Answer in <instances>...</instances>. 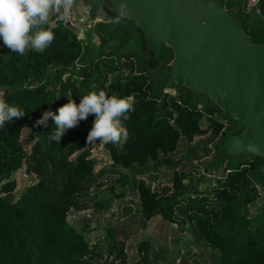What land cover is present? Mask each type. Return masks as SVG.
Returning a JSON list of instances; mask_svg holds the SVG:
<instances>
[{"label":"trees","instance_id":"trees-1","mask_svg":"<svg viewBox=\"0 0 264 264\" xmlns=\"http://www.w3.org/2000/svg\"><path fill=\"white\" fill-rule=\"evenodd\" d=\"M234 4L236 0L226 1L227 8ZM239 10L244 26L249 23L247 34L254 42H264L262 18H251L244 1ZM91 22L90 36L97 44L94 48L85 46L71 21L64 18L51 24L55 38L42 52L27 50L18 55L0 43L3 99L26 112L0 129V264H146L149 243L140 245V251H145L143 258L130 262L124 244L110 230L113 241L105 257L103 247L91 248L84 233L67 222L72 208H88L91 204L104 212L109 210L112 197L95 194L87 199L85 194L100 187L104 173L114 168H119V184L117 188L112 186L115 198L139 191L137 205L145 225L159 215L177 224L205 248L219 252L218 264H264V209L257 214L249 209L259 197L253 182L264 189L259 171L264 159L237 166L222 161L224 174H217L221 162L218 153L225 137L242 128H235V122L223 118L222 111L210 102L199 108V101H188L187 87L178 88L177 96L161 89L173 52L163 50L161 64L152 75L143 61L147 54L142 50L143 33L133 22L112 17H96ZM131 41L136 43L133 48ZM136 51L142 57H137ZM100 90L130 98L132 107L128 119L122 121L128 129V139L105 143L114 165L96 173L97 160L90 157L91 142L87 141L93 115L68 129L60 143L48 139L55 127L51 120L47 127L37 126L35 121L49 107L55 111L67 103L68 93L79 103L81 96ZM26 128L31 130L29 151L21 141ZM208 133L217 141L213 163L206 168V176L186 183L196 167L194 161L201 159L200 148L189 147L183 156L189 163H183V158L176 161L174 154L182 140L191 143L196 136ZM204 148L208 155L211 146ZM21 168L35 181L14 193V174ZM161 172L170 176L171 184L162 189L152 187V180ZM147 174L150 181L138 179ZM204 178L215 183L200 191Z\"/></svg>","mask_w":264,"mask_h":264},{"label":"water","instance_id":"water-1","mask_svg":"<svg viewBox=\"0 0 264 264\" xmlns=\"http://www.w3.org/2000/svg\"><path fill=\"white\" fill-rule=\"evenodd\" d=\"M77 1L88 7L91 19L103 14L133 22L143 33L149 68L161 64L164 49L172 50L161 89L187 87L190 95L206 96L229 120L243 124L225 137L219 159H264V42L253 41L227 0ZM261 6L264 25V0ZM259 171L264 180V162Z\"/></svg>","mask_w":264,"mask_h":264},{"label":"rangeland","instance_id":"rangeland-1","mask_svg":"<svg viewBox=\"0 0 264 264\" xmlns=\"http://www.w3.org/2000/svg\"><path fill=\"white\" fill-rule=\"evenodd\" d=\"M242 1L243 0H236V4L233 5V7L237 9V16L240 20L243 19L239 10V4ZM260 7L262 10V6ZM250 16L251 18L257 16L263 18V12L261 11V13L259 14L252 13L250 14ZM61 18L63 17H57L53 12L50 16V23L53 25L57 22L58 19ZM97 18L106 19L107 17L103 14H99ZM64 20L71 21V24L78 31V35L80 38H82L81 41L85 46L87 44H90L89 47L91 46L92 48L97 46V44L95 43V39L90 36L92 34V31H90V25L92 23L91 15L89 13L88 7L81 3V1L73 2V8L70 11L68 17L64 18ZM248 24L249 23H245V29L247 31H249ZM135 44L136 43H133L131 41L129 45L131 46V48H133ZM136 56L140 58L142 57V53L140 51H136ZM147 58L148 54H145L143 57V61H145ZM156 68H150L152 75H155V71L153 70H155ZM164 90L171 94H175L176 96L180 92L177 88H165ZM186 99L192 103H196L199 101L201 106H205L209 102L206 96H201L198 99L196 96L190 95L187 96ZM222 117L225 119L227 118L228 120V116L223 112ZM233 122H235V128H243L240 122ZM21 141L24 145V148L29 151L32 145L31 130L29 128L23 130ZM216 143L217 141H213L209 133L200 137L196 136L191 143L185 140L181 141L177 152L174 154L175 156H177L175 157L176 161L183 158L184 154L188 152L190 146H198L200 148L199 156L201 157V159L198 160L197 164L195 163L196 167L193 168V171L191 169L192 176L191 178L189 177L188 179H186V183L191 179L193 180V178L195 177L206 176V174H208L206 168H210L211 164L213 163V158L216 154V150H214L213 147H215ZM205 146H211V148L213 149V151L211 149V152H208V155H206V151L204 148ZM89 148L91 149L92 156L96 157L101 162V164L97 165L96 173H98V171L103 168L105 171L109 170L110 168L103 166L107 163V149L105 147V143L101 142L100 140H96L90 143ZM186 160L187 159L183 158V163H189V161ZM222 161L226 162V164L230 166H237L240 163L235 156L230 158L229 160H221L219 164L220 171L217 172V174L219 175L224 174L223 171L225 165L222 163ZM180 168H182V166H180L179 169ZM118 169L119 168H114L113 170H110V173H104V177L99 181L101 186L95 189L96 193L100 195L102 194V196L105 198L112 197V201L115 199L114 194L116 195V193L115 191H113L112 186L114 185L115 188H117L119 184L116 183L119 177ZM128 176H131V172H129ZM145 176L147 178V182L151 180L149 174ZM14 178L17 181V189L14 191V193H18L20 190L24 189L26 186L35 181V178L31 175H29L28 178L24 177L22 170L17 171L14 174ZM208 180L209 179L206 178L202 179V182L199 185L200 191L212 188L215 181L213 180L211 182ZM170 182V176L167 177L163 174V172H161L156 176L154 181L152 180V187L157 186L162 189L166 186H169L171 184ZM130 198L131 197H129V199L125 198V200H116L115 207H118V209L115 208L114 211L116 212L114 213H106L104 212V209L98 210L93 205L89 204L91 207H93L91 208V214L93 217H82L77 223L82 228L85 236H90L91 239L93 238V240L97 242L96 245L103 247L105 257L108 256V249L111 247V243L113 241V238L109 235V231L114 230L117 240L124 244L130 262H136L143 258L145 251H140V245L147 242L149 243V250L147 253L146 264L219 263V252L205 248L194 238V236L188 230H181V228L177 224L165 220L160 215L153 217V219L147 221V224L145 225V218L139 212V207L137 205L138 203L132 201ZM93 203L96 204L95 201ZM249 209L253 214H257L259 211L263 210L264 196L259 197L256 201L251 203L249 205ZM103 234H106V238L104 239L100 237ZM114 264L121 263L120 261H116Z\"/></svg>","mask_w":264,"mask_h":264},{"label":"clouds","instance_id":"clouds-1","mask_svg":"<svg viewBox=\"0 0 264 264\" xmlns=\"http://www.w3.org/2000/svg\"><path fill=\"white\" fill-rule=\"evenodd\" d=\"M72 8L73 0H0V43L18 55H24L27 50L42 52L55 38L51 14L67 18ZM66 95L69 97L67 103L55 111L49 107L35 121L37 126L45 127L50 120L53 122L55 127L48 136L50 141L60 143L68 129L89 115L94 119L87 135L88 142L100 140L117 144L128 139V129L122 121L128 119L127 113L132 107L130 98L107 95L100 90L81 96L77 103L71 93ZM3 96L4 92L0 91V129L26 115Z\"/></svg>","mask_w":264,"mask_h":264},{"label":"built area","instance_id":"built-area-1","mask_svg":"<svg viewBox=\"0 0 264 264\" xmlns=\"http://www.w3.org/2000/svg\"><path fill=\"white\" fill-rule=\"evenodd\" d=\"M244 1V5H245V11L247 13H253L252 12V9L255 8V14H259L261 13V3L263 0H243ZM79 37V35H78ZM80 38V37H79ZM166 92V90H165ZM199 108H202V106L200 105ZM106 156H107V163L103 166H106L107 168L111 167L114 165V160L113 158L111 157V154L110 152L107 150L106 151ZM91 158H95L97 160V165L101 164V162L96 158V157H93L92 154L90 155ZM197 164L198 161H194V164ZM97 168V166H96ZM104 169V168H103ZM199 169V168H198ZM20 170L23 171V176L28 178L29 177V174L25 171V168H21ZM102 170V169H101ZM229 170H227L228 172ZM154 173V176L156 174V172H153ZM145 179L147 180L146 176H138V179ZM253 186L256 188L257 192H258V195L259 197H263L264 196V189H263V186L262 184L258 183V182H253ZM97 187H93L91 188L86 194H85V198L87 199H91L92 197H94L95 194H98L96 193V189ZM129 197H131L130 199L132 201H135L137 203L140 202V192L137 191V193H130V192H127L126 196L123 197V198H115L112 202V205L110 206L109 210L107 212H111V213H114L116 211V209H118V207H115L116 206V200H125V198L129 199ZM258 197V198H259ZM129 200V201H131ZM91 208L93 207H88V208H83V209H75V208H72L71 210H69L68 212V216H67V222L74 228H76L77 230H80L82 231V228L80 227V225H78V221L80 220V218L82 217H87V218H90V217H93L92 214H91ZM97 209V208H96ZM100 210V209H98ZM101 212V211H100ZM106 212V213H107ZM102 213V212H101ZM150 219H153V218H150ZM149 219V220H150ZM148 220V221H149ZM83 232V231H82ZM85 235V234H84ZM102 239H104L106 237V234H103L100 236ZM99 237V238H100ZM87 242L89 243L90 247L92 248L94 245L97 244V242L95 240H93V238L91 239L90 236H85Z\"/></svg>","mask_w":264,"mask_h":264}]
</instances>
